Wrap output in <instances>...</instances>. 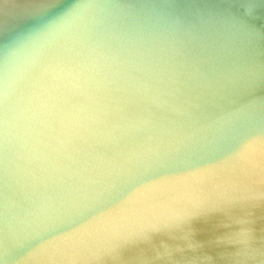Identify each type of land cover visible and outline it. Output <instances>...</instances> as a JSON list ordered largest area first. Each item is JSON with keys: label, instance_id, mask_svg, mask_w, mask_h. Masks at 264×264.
Masks as SVG:
<instances>
[{"label": "water", "instance_id": "1", "mask_svg": "<svg viewBox=\"0 0 264 264\" xmlns=\"http://www.w3.org/2000/svg\"><path fill=\"white\" fill-rule=\"evenodd\" d=\"M0 264H264V0H0Z\"/></svg>", "mask_w": 264, "mask_h": 264}]
</instances>
